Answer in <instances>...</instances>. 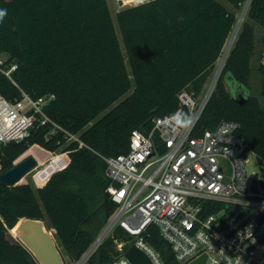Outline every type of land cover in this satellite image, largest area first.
Wrapping results in <instances>:
<instances>
[{
    "label": "trees",
    "instance_id": "1",
    "mask_svg": "<svg viewBox=\"0 0 264 264\" xmlns=\"http://www.w3.org/2000/svg\"><path fill=\"white\" fill-rule=\"evenodd\" d=\"M246 1L144 0L126 6L116 13L125 56L108 0H0V51L8 53L0 61V94L10 100L20 98L22 90L34 98L54 94L46 113L87 144L79 147L59 128L48 135L50 123L28 140L0 142V173L20 156L46 159L48 150L70 151V162L59 153L37 168L33 178L41 186L0 180V264H40L8 235L25 217L55 228L70 260L81 259L118 209L107 191L104 157L127 153L133 130L149 133L155 117L176 111L182 89L200 94ZM259 28L264 29V0H251L197 126L204 131L223 120L238 122L246 147L263 166L264 35H258ZM206 206L211 213L222 204ZM259 214L264 210L250 220ZM131 239L117 226L85 264H113L120 255L118 242L125 241L127 249ZM145 239L165 262L181 264L157 225L148 226Z\"/></svg>",
    "mask_w": 264,
    "mask_h": 264
},
{
    "label": "built area",
    "instance_id": "2",
    "mask_svg": "<svg viewBox=\"0 0 264 264\" xmlns=\"http://www.w3.org/2000/svg\"><path fill=\"white\" fill-rule=\"evenodd\" d=\"M250 2L239 12L205 92L195 96L182 89L176 111L155 117L149 133L133 130L127 153L104 157L110 180L107 191L118 209L76 264H85L117 226L133 236L129 246L135 243L153 264H168L145 239L150 224L159 227L181 264L203 254L205 264H264V222L257 223L260 214L250 220L253 213L264 210L262 182L255 176L248 179L247 163L255 159V152L246 147L236 121L223 120L204 131L197 126ZM5 73L9 75L10 70ZM54 97L34 98L22 90L20 98L10 100L0 94V142L28 140L33 131L50 123L53 129L48 135L59 128L68 140L86 146L77 133L58 125L46 113L45 106ZM60 153H66L70 162L69 150ZM210 201L222 206L206 213ZM124 245L125 241L118 242L120 255L113 264H132Z\"/></svg>",
    "mask_w": 264,
    "mask_h": 264
},
{
    "label": "water",
    "instance_id": "3",
    "mask_svg": "<svg viewBox=\"0 0 264 264\" xmlns=\"http://www.w3.org/2000/svg\"><path fill=\"white\" fill-rule=\"evenodd\" d=\"M139 2L132 1L131 5H135ZM243 98L242 95L237 96V100H243ZM37 164L38 159L33 154L26 155L25 157L20 156L14 162L13 166L0 173V180L7 185H17L24 175L36 167ZM263 222L264 215H260L257 218V223L260 225ZM15 227L19 238L11 231L12 229H10L8 231L10 240L22 242L32 252L40 264H64L65 261L53 238V235L56 233L55 228L48 227L42 219L28 217L21 219ZM125 255L132 264H153L146 252L135 243L127 248ZM205 261L206 255L203 254L189 264H205Z\"/></svg>",
    "mask_w": 264,
    "mask_h": 264
},
{
    "label": "rangeland",
    "instance_id": "4",
    "mask_svg": "<svg viewBox=\"0 0 264 264\" xmlns=\"http://www.w3.org/2000/svg\"><path fill=\"white\" fill-rule=\"evenodd\" d=\"M127 0H108V3H109V6H110V9L112 11V14H113V17H114V22H115V26L117 28V31H118V34H119V37L121 39V44H122V48H123V52L125 54V48H124V44L122 42V37H121V34H120V31H119V27H118V23H117V20H116V13L126 7V6H129L131 5V2H126ZM141 1V0H139ZM139 1H136V2H139ZM144 1V0H143ZM222 1V0H221ZM225 5L227 6H231L228 2L226 1H223ZM245 5V4H244ZM244 8V6H243ZM243 8L240 10V13L241 11L243 10ZM245 17V16H244ZM244 19V18H243ZM258 30V29H257ZM258 35H264V29L263 28H259L258 30ZM259 39L257 40V46H259ZM259 48V47H258ZM126 56V54H125ZM8 58V53L7 52H3V51H0V61H4ZM127 58V57H126ZM127 65H128V62H127ZM128 68L130 69L129 65H128ZM211 77H209V79L207 80L206 84H205V87L203 88V90L200 92V94H203V92H205V90L208 88L211 80H210ZM252 81L255 85H257V83L259 82V76L257 73H254L253 75V78H252ZM132 90V89H131ZM130 92V91H129ZM34 145V144H33ZM36 145H39L36 143ZM41 146V145H39ZM42 147V146H41ZM45 149V148H44ZM61 152V151H60ZM60 152H49L47 154V157H46V160H49L51 158H53V156L59 154ZM26 154L25 152L22 154V156ZM29 155V154H27ZM43 162V159L40 158V162L38 160V164L36 167H34L32 170H30L27 174L24 175V177L18 182V184L20 183H31L32 185L38 187L40 185H38L36 183V181L34 180L33 176H34V173L35 171L37 170V168H39L41 166ZM0 169H1V165H0ZM247 170H248V179L251 180L255 175H259V179L260 181L262 182L261 185L264 186V165L263 166H260L256 161L255 159H252L250 158V160L248 161L247 163ZM261 185L259 186L260 189H261ZM12 231V230H11ZM18 238H19V235L16 231H12ZM53 238L55 240V242L57 243V247L63 257V260L68 262V264H76L77 262L75 261H71L68 254L66 253V251L64 250L63 246L61 245V243L59 242V240L57 239L56 235L54 234L53 235Z\"/></svg>",
    "mask_w": 264,
    "mask_h": 264
},
{
    "label": "bare ground",
    "instance_id": "5",
    "mask_svg": "<svg viewBox=\"0 0 264 264\" xmlns=\"http://www.w3.org/2000/svg\"><path fill=\"white\" fill-rule=\"evenodd\" d=\"M132 1H139V0H127L126 2H132ZM251 0H247V4L250 2ZM247 8V5H246V7H245V9ZM33 155H35V154H33ZM36 157H37V159L39 160V162H40V158H42L43 159V162L46 160V159H44L42 156H37V155H35ZM42 162V163H43ZM14 231H16V227L14 228Z\"/></svg>",
    "mask_w": 264,
    "mask_h": 264
},
{
    "label": "clouds",
    "instance_id": "6",
    "mask_svg": "<svg viewBox=\"0 0 264 264\" xmlns=\"http://www.w3.org/2000/svg\"><path fill=\"white\" fill-rule=\"evenodd\" d=\"M141 2H143V0H141ZM4 16V12H0V18H2Z\"/></svg>",
    "mask_w": 264,
    "mask_h": 264
},
{
    "label": "crops",
    "instance_id": "7",
    "mask_svg": "<svg viewBox=\"0 0 264 264\" xmlns=\"http://www.w3.org/2000/svg\"><path fill=\"white\" fill-rule=\"evenodd\" d=\"M229 8H231V6H228Z\"/></svg>",
    "mask_w": 264,
    "mask_h": 264
}]
</instances>
